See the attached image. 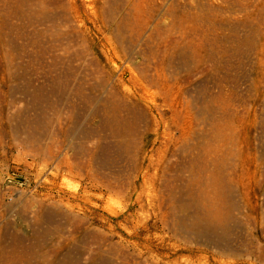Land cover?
<instances>
[{
    "label": "rangeland",
    "instance_id": "obj_1",
    "mask_svg": "<svg viewBox=\"0 0 264 264\" xmlns=\"http://www.w3.org/2000/svg\"><path fill=\"white\" fill-rule=\"evenodd\" d=\"M0 264H264V0H0Z\"/></svg>",
    "mask_w": 264,
    "mask_h": 264
},
{
    "label": "bare ground",
    "instance_id": "obj_2",
    "mask_svg": "<svg viewBox=\"0 0 264 264\" xmlns=\"http://www.w3.org/2000/svg\"><path fill=\"white\" fill-rule=\"evenodd\" d=\"M207 192L212 195H216L215 192H221V189H219L216 186H210L207 188ZM192 194V193H190ZM190 197H192L190 195ZM213 200H215L213 198ZM206 203L201 202V207L204 209L207 213H197L195 216V219L197 220L194 223V229L196 230L197 233V239L199 241H206L209 242L211 238V233L212 231H216L220 229L221 226L218 224H221V221L223 220V215H224V209L223 206L216 201H210L208 208L205 207ZM190 204L186 205V209H189ZM218 223V224H216Z\"/></svg>",
    "mask_w": 264,
    "mask_h": 264
},
{
    "label": "built area",
    "instance_id": "obj_3",
    "mask_svg": "<svg viewBox=\"0 0 264 264\" xmlns=\"http://www.w3.org/2000/svg\"><path fill=\"white\" fill-rule=\"evenodd\" d=\"M71 154H72V155H71ZM73 155H74L75 157H77V158L79 157V153H75V151H74V153H73V151L70 150L69 153H68V156H69L70 158H72ZM74 156H73V158H74ZM80 156H81V155H80ZM73 158H72V159H73ZM79 158H80V157H79ZM84 160H86V156H84ZM101 174H102V173H101ZM103 175H104V174H102V176H103ZM102 176H101V177H102ZM106 177L109 178L108 176H106ZM109 180H111V178H109ZM112 183H113V184H116V182H106V185H107V184H112Z\"/></svg>",
    "mask_w": 264,
    "mask_h": 264
},
{
    "label": "water",
    "instance_id": "obj_4",
    "mask_svg": "<svg viewBox=\"0 0 264 264\" xmlns=\"http://www.w3.org/2000/svg\"><path fill=\"white\" fill-rule=\"evenodd\" d=\"M10 179H12L13 181H17V182H23L24 179L21 177H15V176H9Z\"/></svg>",
    "mask_w": 264,
    "mask_h": 264
},
{
    "label": "crops",
    "instance_id": "obj_5",
    "mask_svg": "<svg viewBox=\"0 0 264 264\" xmlns=\"http://www.w3.org/2000/svg\"><path fill=\"white\" fill-rule=\"evenodd\" d=\"M42 169H43V168H42ZM40 178H41V179L47 178L46 172H44V173L42 172ZM51 181H55V179L52 178Z\"/></svg>",
    "mask_w": 264,
    "mask_h": 264
}]
</instances>
